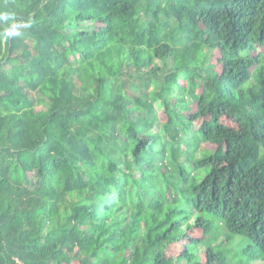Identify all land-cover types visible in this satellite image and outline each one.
<instances>
[{
  "label": "trees",
  "instance_id": "1",
  "mask_svg": "<svg viewBox=\"0 0 264 264\" xmlns=\"http://www.w3.org/2000/svg\"><path fill=\"white\" fill-rule=\"evenodd\" d=\"M5 12L0 264L264 261V0H0ZM199 134L215 151L197 183L176 156ZM220 237L250 243L209 245Z\"/></svg>",
  "mask_w": 264,
  "mask_h": 264
},
{
  "label": "rangeland",
  "instance_id": "2",
  "mask_svg": "<svg viewBox=\"0 0 264 264\" xmlns=\"http://www.w3.org/2000/svg\"><path fill=\"white\" fill-rule=\"evenodd\" d=\"M169 5H168V8L170 7L172 8V6H169ZM180 15L181 14L177 15V19L180 18ZM209 43H212V40H209ZM260 53H264L262 52V49H256L253 54L258 55ZM224 63H225L224 54L216 50L215 53H213V57H211L209 67H211L213 71L218 72L222 70ZM171 66L169 68H166V72L170 70ZM246 86L247 84L242 86V88H245ZM199 91L202 92V90H199ZM193 109H196V105L193 106ZM192 112L195 113L196 110H193ZM190 113L191 112H189L188 114ZM193 113L190 114L192 117L194 115ZM160 115L164 119V113L161 112ZM200 126L201 124L197 126L198 129H200ZM202 140L203 138L201 134L196 135V136H191V137H185L183 140V143L185 146H183L182 149L179 150V153L176 156V158L178 159L177 169L184 168L185 170L189 171L192 174V177L190 178L191 182L194 181V179H197V183H200V181L203 180L204 176L207 175L209 170H211V168L213 167V166L207 165L206 168L204 167L201 170H196L197 167L194 166L195 164L199 163L201 159H204V157L210 155L211 152L215 151V149L212 146L203 145L200 147ZM187 146L190 148L188 149ZM191 151H193L194 155L193 156L191 155L192 158L189 159L188 155L190 154ZM185 160H188V162H185ZM219 163L223 164V162H219ZM213 164H216V163H213ZM181 182H184V180H181ZM190 185H191L190 182L185 184V186H187L188 188H190ZM190 235L192 237L196 236L198 239H200L203 242L213 235V230L210 228H206L204 230H196L192 232ZM249 243H250L249 239L240 238V237H235L234 239H232V241H230L228 238L226 239L225 237H220L218 241H209V245H211L217 250L223 249V248H232L231 252H235V253H240L242 247L249 245ZM170 254H171V257L173 258L175 256V250H172ZM202 257L203 259L206 258L205 252L202 254ZM253 264H264L263 257L261 256V257H257L253 259Z\"/></svg>",
  "mask_w": 264,
  "mask_h": 264
},
{
  "label": "clouds",
  "instance_id": "3",
  "mask_svg": "<svg viewBox=\"0 0 264 264\" xmlns=\"http://www.w3.org/2000/svg\"><path fill=\"white\" fill-rule=\"evenodd\" d=\"M12 19H14L13 13L5 12V13L0 14V20H12ZM19 27H20V25L13 23L10 28L5 30L4 37L8 38V37H13V36L19 35L20 34L18 31Z\"/></svg>",
  "mask_w": 264,
  "mask_h": 264
}]
</instances>
